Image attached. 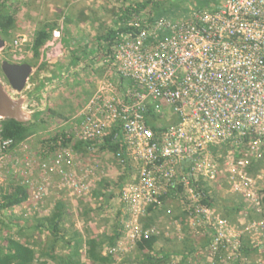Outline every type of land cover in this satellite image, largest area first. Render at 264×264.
<instances>
[{
  "label": "built area",
  "instance_id": "1",
  "mask_svg": "<svg viewBox=\"0 0 264 264\" xmlns=\"http://www.w3.org/2000/svg\"><path fill=\"white\" fill-rule=\"evenodd\" d=\"M129 26L135 31L120 33L100 53L98 63L105 70L98 88L73 116L72 133L57 139L54 161H41L42 174L48 170L59 174L60 191L85 194L89 187L84 179H78L71 168L65 170L62 162L73 159L76 144L98 148L105 136L117 131L114 138L125 149L115 157L131 166L132 178L120 191L128 213L139 214L152 204L160 208L159 198L170 192L182 199L195 224L213 232L214 249L229 241L238 245L249 233L254 238L252 249L264 251V221L259 226L253 223V230H234L215 212L214 204H202L200 193L207 187L212 198V189L226 191L240 198L242 208L264 213V169L257 175L246 171L264 156V0H223L209 12ZM62 32L61 25L51 30L39 49L40 65L50 70L70 57ZM25 43L20 37L14 39L0 63H23L33 57ZM5 49L0 48V54ZM148 105L160 118L159 126L164 127L160 132L145 124ZM32 137L15 146L12 140H0V189L14 175L22 178L19 185L27 191L22 205L4 211L26 208V215H32L49 195V180L34 184L31 180L32 157L19 174L6 166L13 153L27 154ZM6 167L8 177L2 172ZM152 236L156 234L149 230L131 232L134 241ZM229 247L240 256L235 244Z\"/></svg>",
  "mask_w": 264,
  "mask_h": 264
},
{
  "label": "rangeland",
  "instance_id": "2",
  "mask_svg": "<svg viewBox=\"0 0 264 264\" xmlns=\"http://www.w3.org/2000/svg\"><path fill=\"white\" fill-rule=\"evenodd\" d=\"M100 1L101 3H99L98 9L107 15L103 22L105 26L102 29V34L105 36L108 30L106 27L109 28L110 23L114 22L112 20L116 19V13L121 8L120 6L123 5L124 0ZM146 1L149 2L148 6L144 11H141L139 15V19L143 22H146L157 10H160L161 4L164 7H168L173 3L176 9V17H188L195 13L212 11L223 2V0H126L124 4L127 5L134 2L142 3ZM0 2H6L16 22V29L12 31L9 38L6 39V49L0 54V57L4 59L8 56L6 51L10 49L11 42L14 39L20 37L26 40L27 43L25 44H28V31L33 33L32 31L34 29L37 30L46 23L47 9L46 3H44L45 0H13V2L11 0H0ZM81 2H84L82 5L88 10L89 0H81ZM85 39L84 42L88 44V47H93V52L98 55L97 59H100L102 50L97 47L98 43H96L94 38ZM104 43L99 45L102 47ZM77 46V50L81 52L79 55L81 59L78 63L82 64L78 76L80 77L82 75L81 78H83L85 75L84 79L90 82V76L86 73L87 65H85L84 62L91 54L89 55L90 52L88 50L84 52L81 47H79L80 45ZM71 51L72 50L68 51L70 56L72 53ZM101 54H103V52ZM25 59V62H28V59ZM38 60L33 61L34 72L21 94L14 92L10 86L7 87V91L14 98L30 97L29 100L26 99L24 109L26 111H33V120L37 112H42L37 111L39 107L46 109L43 110V113H39L38 119L35 122V124L38 123V127L28 146L29 153L27 152L26 155L20 152L13 153L11 158L13 163L10 160L9 164L6 166H9L8 169H10V171L16 170V174H19L21 170L28 166V157H32L30 166H32L31 180L33 184L35 182L39 183L45 178L49 180L51 186L49 195L44 197L37 205V208L39 207L40 210H35V213H32V215H26L28 214L26 208L24 209L21 207V209L16 210V212L1 211V242L4 238L12 237L18 242L27 245L35 252V264H67L64 258H70V260L76 262V264H145L143 252L138 251L139 241H134L131 238V232L134 230L136 231V229L138 231L149 230L156 234V236H154L157 238L154 245V250L156 252L158 250H164L170 252L182 251L185 253V251H183L185 247L187 248V246H189L193 248L194 252L188 256L185 261L186 264H264V251L252 250L254 238H250L249 236L251 234L249 233L240 238L238 245L229 241L228 244L224 242V244L214 249L211 239L214 235L213 232L203 225L195 224L193 217L186 212L182 199L174 197L170 192H168L163 199V205L151 213L147 212V210H142L139 214H135L133 211L130 213L127 211L125 213L126 208L120 201V191L124 188L127 181L124 180L121 182L122 184L118 182L123 174H127L126 170H128L127 166L129 165V161H125V163L122 164L115 157L116 153L110 151L108 147L100 149L99 147L92 148L89 144H82L84 146L81 145V147L75 148L76 145L80 143L76 144L73 147V159L70 160L69 163L65 159L61 166H64L65 170L69 168L74 170L75 174H77V178L80 180L84 179L86 186L89 188L82 192H85V194L79 193V195L74 194V196L57 189L60 180L59 174L56 172H49V170L46 174H42L40 164L41 161H54L55 153L59 150L57 139L55 140V138L57 136V138L61 137L62 134L66 132L71 134L73 131L75 120H72V118L77 110L75 107L70 106V100L72 101L74 97L76 99V104L80 106L84 103L82 97L85 96L86 93L82 90L83 87L81 84L75 83L76 79L71 76L69 79H62V75L57 72V65L50 70L46 65H40ZM95 68L96 67H94L92 71L94 77H96L97 73L103 76L104 71L101 70L99 72ZM67 71L62 72L66 73ZM0 75L2 80L6 83L1 72ZM44 95L48 96V102L45 101ZM64 99H67L70 104L65 105L70 106L69 110H67V116H61L59 113V107L63 104ZM45 104L46 107H44ZM64 119L65 121L68 120L66 121L68 124L63 127H58L61 120ZM65 139H67L66 136ZM65 143H67V140L64 142V146ZM25 157H27L26 160H24ZM260 159L261 160L253 167V170L248 168L246 171L257 175L255 174L257 170L264 169V156ZM16 160H18V163H15ZM10 171L7 170V167L2 170V172L8 174L7 177L11 174L9 173ZM111 172H115L114 174H110V176L114 175V177L108 178V174ZM105 178L110 179L112 182L109 186V195L102 192L103 190L100 184L99 187L96 186L99 181L105 180ZM11 179L14 180L16 184L24 183L19 176L14 177L13 175ZM9 180L10 176L7 178V182ZM116 188H118L117 192L115 191ZM224 193L225 195H220L223 194L221 191L212 189L211 195L214 202V209L221 218L230 221L231 224L234 225V230H253V223L256 222L259 226V223L264 221L263 212L256 213L255 211L246 210L242 207L239 210L228 208L227 205L231 204L230 201L232 198L236 200L234 202H237V204L241 201H238V197L230 198L231 195L226 191ZM58 200L65 202L67 215L62 224L64 239L53 244L52 241L54 238H52L46 230L39 231L34 228L36 224L34 220L50 216ZM31 206H33L32 203L29 207ZM122 211L126 215H123ZM75 224L79 227L81 239V247L76 256H74V248L65 245V242H72L69 241L70 238L68 233L70 232V228L74 227ZM262 229L263 227H258L260 233ZM114 239V245L110 247L109 243ZM89 240H95L97 243V248L94 252L97 257L96 259L91 258L89 255L90 252H88L89 248L87 246V241ZM71 244L73 245V243ZM229 244H235L238 249H240L242 245L247 244L249 248L247 252L248 256L244 257L241 253L240 256L237 255V252H234L232 249L233 247H229ZM180 261V256L171 255L169 264H179Z\"/></svg>",
  "mask_w": 264,
  "mask_h": 264
},
{
  "label": "trees",
  "instance_id": "3",
  "mask_svg": "<svg viewBox=\"0 0 264 264\" xmlns=\"http://www.w3.org/2000/svg\"><path fill=\"white\" fill-rule=\"evenodd\" d=\"M11 1L13 2V0ZM125 1L126 0L123 1V5L116 13L117 14L116 15L117 20L115 22L116 28L109 30L107 34V38H105L106 41H110L109 42L110 44L113 43V41L117 38V36L120 33L135 31V28H132L131 26H129V24L137 23L138 21H141L139 19V15L141 14V11H144L149 4V2L146 1L142 3L134 2L125 5L124 4ZM176 15H177L176 9L174 8L173 3L170 4L168 7H164L161 4L160 10H157L155 14H153L144 23L151 24L163 17L171 20H177L183 18V16L176 17ZM15 27H16V22L13 13H11V9L9 8V6H7L6 2L4 3L0 2V36L4 39L9 38L11 32L15 31L16 29ZM52 28L53 27H51L50 30ZM50 30H46V28H40L35 32L31 44V50L33 52V57L35 59L39 58V49L44 44L46 39L49 37ZM167 34L168 32H166L165 35L164 33H160L158 34L157 38L164 37ZM38 116L39 113L37 112L35 114L34 120L26 124L19 123L14 120H1L0 140H12L15 146L20 142L24 141L25 139H27L28 137L34 135L38 127L37 126L38 123L35 124V122L38 119ZM144 117H145L146 126L149 127L152 131L160 132L164 128L163 126L162 127L159 126L160 118L154 112L151 105H148ZM116 132L117 131L110 132L107 136H105L104 143L100 144L97 147H99L100 149L108 147V149L113 153H117L120 151L123 153L125 147L122 146L119 140H115L114 134ZM57 137L55 138V140L58 139ZM82 144L83 143L76 145L75 148L81 147ZM201 184L202 183H199L198 185ZM179 190L181 191V187L179 188ZM208 192L209 189L207 187H205L200 191V193H202L201 202L206 206H212L214 202L213 199L207 194ZM263 194H264V190H263ZM164 198L165 196L159 198V201L162 202ZM26 200H27L26 188L23 185L16 184L15 181L12 179H10L7 182L5 187L0 189V211L11 210L15 206L22 205ZM262 202L264 206V196ZM156 206L157 205L155 204L150 205L147 208V212L149 213L153 212L155 209H157ZM236 207L237 206H231L230 209L232 210L240 209V207L238 208ZM66 215L67 214L65 210V203L59 200L56 202L50 216L34 220L36 222L34 228L39 231L46 230L50 234V236L54 238L52 241L53 244H56L58 241L64 239L62 224L64 222ZM68 236L70 238L69 241H72L71 243H73V245L68 242H65V245L67 247L74 248V256H76L78 250L81 247L80 234L73 227H71ZM114 241L115 239L111 240V242L109 243L110 247H113ZM156 241L157 238L154 236L148 238H142L139 241L138 251L143 252L145 264H169L171 255L180 256L181 261L179 264H186L185 263L186 259L194 252V249L190 248L189 246L183 249L185 253H183L182 251L170 252L164 250H159L156 252L154 250V245ZM87 246L89 248L88 252H90L89 255L91 256V258L96 259L97 257L94 253L97 248L96 241L95 240L87 241ZM240 250H241L240 253L244 255V257L248 256L247 252L249 251V248L247 244L242 245ZM64 259L67 262V264H76V262L70 260V258H64ZM0 264H35V252L27 245L18 242L12 237L4 238L2 242L0 241Z\"/></svg>",
  "mask_w": 264,
  "mask_h": 264
},
{
  "label": "crops",
  "instance_id": "4",
  "mask_svg": "<svg viewBox=\"0 0 264 264\" xmlns=\"http://www.w3.org/2000/svg\"><path fill=\"white\" fill-rule=\"evenodd\" d=\"M44 3H46L47 20L45 21L46 23L44 25H42L40 28H46V30H50V28L53 27L51 29V30H53V29H55L61 25L63 28L62 39H63V43L65 45V48L69 51L72 50L71 56L68 57L67 60L63 61V64H59V65L57 64V66H56L57 72L62 75V79L66 80V79H69V77L71 76L72 78L76 79L75 83L81 84V86L83 87L82 90H84V92L86 93V95H85L86 97L85 96L82 97L84 100L83 104H85V102L89 98H91V96L97 90V88H98L97 80H99L100 78L103 77L101 74H99L97 72H96L97 73L96 77H94V74L92 72L94 70V67H96L95 69L98 70L99 72L101 70L102 71L105 70L101 64L99 65L98 59H97L98 55H96V53L93 52L94 51L93 47H88V44L84 42L86 40L85 38H91V39L94 38L96 43H98L97 47L101 48L100 50H102V52L105 53L106 46L110 42V41H106L105 38H107V34H108L109 30L116 28L115 22L117 20V17L115 16L116 19L112 20L114 22L110 23L109 28L106 27V29H108V30L104 36V34H102L103 33L102 29L105 26L103 22H104V19L106 18L107 15L98 9L99 3H101L100 0H89V2H88L89 9L88 10H86L85 6L82 5V3H84V2H81V0H45ZM108 13H110V12H108ZM81 19H83V20H81ZM39 29H37V30H39ZM37 30L34 29L32 31L33 33L28 31V42L29 43L26 44V45H28V48L31 46L32 40H33L32 38L34 37V34ZM103 43H104V45L101 47V45H99V44H103ZM77 45H80L79 47H81V49L84 52H86L88 50L90 52L89 55L91 54V56H88V59H86L84 62L85 65H87L86 73H88L87 75L90 76L89 77L90 82H87L84 79L85 75L83 76V78H81L82 75L80 77L78 76V72L81 69L82 64L78 63L79 60L81 59V58H79V55L81 52H79L77 50V48H76V47H78ZM34 60L35 61L38 60V63H40V58H37V59H35L34 57L28 58V63L31 64L33 68H34V65H33ZM62 71L63 72L67 71V72L63 73ZM46 75H47V73H46ZM44 97H45L44 98L45 101L48 102V96L44 95ZM72 99H73L72 101L70 100L71 105L69 104V101L67 99L63 100V104H61L59 107V113L61 116H65V115L67 116L68 115L67 110H69L70 106L75 107L77 111L83 106V104H81L80 106L77 105L76 99L74 97ZM49 101H50V98H49ZM66 104H69L70 106H65ZM44 107H46V104L44 105ZM38 109H37V111H42L39 113H43V110H45L46 108L43 109V108L39 107ZM64 121H65V119L61 120V122L65 123V125H66L67 124L66 121H68V120H66L65 122ZM65 125H63V126H65ZM127 168H128V170H126L127 174H123V176H121L119 178V182H118L119 184H122L121 182H123L124 180L130 181V179L132 178L131 177L132 174H131V170H130V168H131L130 164L127 166ZM114 173H112V172L109 173L108 178L114 177V175L110 176V174H114ZM108 178H105V180L99 181L96 186L99 187V184H100L102 186V190H103L102 192L107 193L109 195L110 194V192H109L110 187L109 186L111 185L112 182ZM115 191L117 192L118 188H116ZM220 195H225V193L220 194ZM230 198H232V196ZM238 199H239L238 201H241L239 197H238ZM234 201H236V200L232 198V200L230 201L231 204L227 205L228 208H230L231 206H237L236 208L240 207V209H241V207H242L241 204L240 203L237 204V202L235 203ZM65 210H67L66 205H65ZM126 212H127V210L125 209V213ZM125 213L122 211L123 215H126ZM73 228L79 232V227L76 224L74 225Z\"/></svg>",
  "mask_w": 264,
  "mask_h": 264
},
{
  "label": "water",
  "instance_id": "5",
  "mask_svg": "<svg viewBox=\"0 0 264 264\" xmlns=\"http://www.w3.org/2000/svg\"><path fill=\"white\" fill-rule=\"evenodd\" d=\"M5 47V39L0 36V48ZM0 72L6 80H2L0 75V121L14 120L19 123H29L33 121V113L24 109L26 99L30 97L14 98L7 91V87L21 94L33 74V67L28 62L14 63L4 60L0 63ZM185 162H183L184 164Z\"/></svg>",
  "mask_w": 264,
  "mask_h": 264
},
{
  "label": "flooded vegetation",
  "instance_id": "6",
  "mask_svg": "<svg viewBox=\"0 0 264 264\" xmlns=\"http://www.w3.org/2000/svg\"><path fill=\"white\" fill-rule=\"evenodd\" d=\"M6 42H7V40L5 39V45H6Z\"/></svg>",
  "mask_w": 264,
  "mask_h": 264
}]
</instances>
